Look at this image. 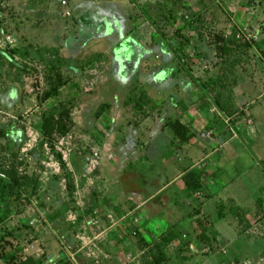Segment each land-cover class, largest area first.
<instances>
[{"label":"rangeland","instance_id":"1","mask_svg":"<svg viewBox=\"0 0 264 264\" xmlns=\"http://www.w3.org/2000/svg\"><path fill=\"white\" fill-rule=\"evenodd\" d=\"M66 1L70 15H65L62 0H0V167L13 166L38 181L31 190L32 204L7 215L0 236L18 219L30 220V230L34 226L60 245L78 240L90 249L87 257L98 258L100 248L87 234L93 225L85 223L87 230L77 231L75 218L92 206L94 191L102 195L128 179L150 181L155 169L148 165H154L142 154L148 125L153 128L161 118L162 127L173 130L181 146L187 132L195 134L193 144L202 142L201 133L212 137L216 120L224 121L225 138L234 137L227 148L238 153L220 147L221 154H210L211 169L212 161L222 163L219 177L210 180L226 183L239 174L235 181L241 185L231 191L239 206L220 200L204 212L196 202L189 211L183 207L187 235L175 237L169 222L156 220L158 226L150 229L157 235L152 244L172 256L170 264L234 259L237 264H264V54L259 51V46L264 49V0H100L114 1L123 12L121 18L101 15L93 7L92 28L78 16L80 0ZM132 62L140 63L135 67ZM116 97L120 100L114 104ZM44 116L63 124L65 132L49 125L48 136L41 126ZM143 122L146 131L140 133ZM215 142L211 149L223 141ZM94 151L97 162L91 167ZM122 155L127 158L118 163ZM111 157L113 163L108 162ZM62 165L72 177L70 188L65 177L51 183L52 176L62 174ZM200 168L191 169L192 176L185 174L184 183L203 179ZM129 205L136 206L134 217L144 206ZM225 220L237 224L236 233L225 230L220 242L212 228ZM191 236L196 240L193 251L191 244L185 245ZM173 237L177 243L169 246ZM139 244L145 246L137 258L142 264L148 246ZM12 245L10 240L0 243L1 253Z\"/></svg>","mask_w":264,"mask_h":264},{"label":"crops","instance_id":"2","mask_svg":"<svg viewBox=\"0 0 264 264\" xmlns=\"http://www.w3.org/2000/svg\"><path fill=\"white\" fill-rule=\"evenodd\" d=\"M80 2L82 4L80 3L81 7L78 9V16H82L83 18H86V20H89V27L91 28L94 26V24H92L93 22H90V14H94V10H96V8L99 9L97 11L102 12L101 15H109L108 13L110 12L109 16L120 17L123 12L119 11L116 8L117 6H114V1H111L110 3H102L100 0H80ZM96 3H100L101 5H97ZM93 4L96 6H92ZM65 8H67V10L69 9L68 4L65 6ZM95 17L96 16H94V18ZM93 29L97 31V29H100V27H95ZM139 63L140 62H132V64H134L133 66L135 67L137 64L139 65ZM121 72L127 73L126 75L129 74L127 71L122 70ZM121 94L123 95V93ZM120 96L117 97L119 98ZM117 97L112 99L114 104L120 100ZM161 106H163V104ZM164 122H162L160 118L159 121L155 122L153 128H151L153 123H150L148 125L149 130H147L146 133H144L146 131L144 127L145 122H143L140 127V133H144V136L146 134H150V136L148 135L147 137H143L148 144L142 150L144 159L154 165V167L148 165L149 170L152 171L155 169L153 175H151V178L149 179L150 181L145 180L148 183H131L133 181L128 179L127 183L117 186L116 188L111 186L107 191H104L102 195H100L99 192L94 191V197H92L91 203L93 206L92 214L89 216L84 215L81 220H77L78 216L83 215L78 213V216L75 218V221L80 223L78 224L77 231L82 227L87 230L85 223H88V220L91 218H97V226L93 225L92 228H89L90 231L87 232V234L90 238H94L93 240H95L98 247L100 248V252H98V258L90 259L87 257V251L90 249L87 250V247L84 248V246H80L78 244V240L76 241L75 239L73 240L70 238L69 244L60 245L61 242L59 243V241L50 236V234V237L44 234L39 235L37 233L39 229L33 226L32 229L20 240H15L9 236L5 237V240L15 242V245H12V248L17 245L21 247V250L15 255V262H22L32 258L33 260L40 259L41 264H56V259L58 255L61 254L59 250L64 249L63 253L66 256H68L73 261H77V259H79L80 264H139V259L137 258H139L140 254L144 253L145 250V246L139 244V236L141 235L144 237V234L146 233L150 238H144L149 240L151 243L154 242L157 235L152 233L150 229H152L151 226L154 228L158 226L156 220L169 222L168 224L171 226V230L173 231V235H175V237L179 235L186 236L187 233L185 232V223L189 222V219L188 216L185 218L183 217V213H180L182 211L181 208L184 207L185 211H189L193 208V203L196 202V204L201 206L202 212H204L203 210L206 209V206L209 204H214L216 203L215 201L220 200L221 202L230 201L231 203L239 206V204L233 202L235 197H237L236 192L234 191V194L231 192L233 189L238 188V186L241 185V183L235 181V179L240 176L239 174L238 176H234L233 178L227 180L226 183H213V181L210 180L212 178L217 179L219 177L217 172L221 173L222 163H220V160L212 161L213 163H211V166H214L215 168L211 169L209 161L211 156L209 155L221 154L219 148H227V146H229L232 142V139L234 140L232 135H230L228 138H225L228 133L226 134L227 129L226 125H224V121L223 124H218V121L216 120L212 122V137H204V133H201L200 137L202 142L200 141L196 144H193L194 141L197 140L194 134L188 139L186 143L187 145L181 144V146H179L180 143L173 130H171L169 127H162ZM239 140L241 139L239 138ZM215 141L223 142L217 147L211 149L210 144L215 145ZM177 143L178 146L174 150L172 146ZM227 149L229 152L233 153V155L238 153L234 149ZM126 156L127 155H122L120 157L121 160H119L118 163L123 162L127 158ZM113 160L114 159L111 157V159H108V162L113 163ZM255 165H252L249 167V169L252 170L253 166ZM196 167H201L200 169L204 168L203 170L206 176L201 179L202 182L200 188L191 190L189 189V184L187 185V183H184L182 178L191 169ZM247 169L243 170L241 174L243 175L245 172H248ZM255 169L258 171L257 175L262 174L258 166ZM171 171L173 173H170ZM215 186H218L219 190L215 191L213 194L211 193V188ZM128 194H130V196H128ZM133 202H136L137 205L144 204V206H138L140 208L138 209L139 211L136 217H134L132 215L133 213H131V211L133 212V210L136 209V206L132 208L133 210L129 209V204ZM146 205L148 206L146 207ZM235 210L236 209H233L232 212ZM106 215L111 216H109L107 219ZM31 218V221L37 220L35 217ZM135 218H138L137 222H134ZM220 218L226 219V216H220ZM213 225L214 226L212 229L217 230V232L214 233L219 235L220 242H223L221 237L225 235V230L230 231V233H236L235 225L237 224L231 225L227 223L226 220L221 223H214ZM191 237L188 239V242L186 241V243L187 246L191 244V251H193L196 240H194V236ZM29 241L31 243H28ZM2 242L3 241H1V243ZM176 243L177 242L173 237L169 242V246H175ZM66 245L68 246L66 247ZM69 247L72 248L71 250L73 252L68 251L69 249L67 248ZM147 248L148 247H146V249ZM2 256L3 255H1L0 258ZM130 256H132V260L127 259ZM230 261L226 263L222 261V263L228 264ZM1 264L7 263L3 262Z\"/></svg>","mask_w":264,"mask_h":264},{"label":"trees","instance_id":"3","mask_svg":"<svg viewBox=\"0 0 264 264\" xmlns=\"http://www.w3.org/2000/svg\"><path fill=\"white\" fill-rule=\"evenodd\" d=\"M259 51L261 54H264V49L261 46H259ZM189 75L193 79L192 74L189 73ZM49 125H52V127L56 125L58 130H60L62 133L65 132V127L63 124H58V122L56 124L52 116H44L42 119L41 126L43 127L44 132L48 136L50 134V132L48 131ZM186 134L187 135L183 137L184 138L183 143L188 141V139L191 137V134L189 132H187ZM62 170L63 171L61 175L52 176L51 183H57L62 177H65L67 186L69 188L72 187L73 186L72 177H70V173L67 171L64 165H62ZM0 174H1L0 176V224H1L2 222H4L3 219L7 215L13 214L16 211H18L19 207L27 204H32L31 196H30L31 190L37 188L38 181L32 175H29L27 173H19L13 166L9 168L0 167ZM188 174H189L188 176H192V174L190 173ZM204 176L206 175L204 174ZM201 179H202L201 177H198V180L194 184H190L186 182L187 185L189 184L190 186L189 189L196 190L200 188L202 182ZM39 205L42 209H44L46 203L41 202L39 203ZM92 209H93L92 206L91 207L88 206L84 214L77 217V220H81L84 215L85 216L91 215ZM29 224H30V220L28 222V220L18 219V223L16 226H13L11 229L10 228L6 229V231L0 236V243L1 241H3L2 242L3 244L5 241V237L7 236L15 240H20L30 231ZM139 241L141 243L146 242V245L148 246L147 258L146 260H144L142 264H170L172 256H170V254L165 252L160 245L152 244L150 241H147V239H145L141 235L139 236ZM185 245H187V243ZM20 250L21 247L17 245L12 249L4 253H1V247H0V256L3 255L0 258V264L3 262L7 264H41L40 259L33 260L32 258L28 260H24L22 262H15L16 260L15 255ZM59 252H61V254L58 255L56 259V264H76L75 261H73L63 253L64 249H60ZM77 262L80 264L79 259H77ZM237 263L238 262L236 260H233L230 261L228 264H237Z\"/></svg>","mask_w":264,"mask_h":264},{"label":"built area","instance_id":"4","mask_svg":"<svg viewBox=\"0 0 264 264\" xmlns=\"http://www.w3.org/2000/svg\"><path fill=\"white\" fill-rule=\"evenodd\" d=\"M62 5L65 7L67 5V1L66 0H62ZM65 15H70V11L66 9L65 10ZM97 155H98V153L96 151H94L93 155H92V158L90 159V166L91 167L95 166V164L97 162ZM137 221H138V218H135L134 222H137ZM88 223L91 224V225L97 226L98 221H97L96 218H91L90 220H88ZM74 261L76 262V264H79L76 260H74ZM241 264H255V263H252V262H249V261H243ZM257 264H262V263L260 262V263H257Z\"/></svg>","mask_w":264,"mask_h":264},{"label":"water","instance_id":"5","mask_svg":"<svg viewBox=\"0 0 264 264\" xmlns=\"http://www.w3.org/2000/svg\"><path fill=\"white\" fill-rule=\"evenodd\" d=\"M52 264H55V263H52Z\"/></svg>","mask_w":264,"mask_h":264}]
</instances>
